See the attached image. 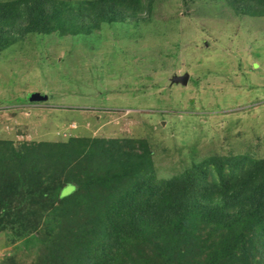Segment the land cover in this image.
Segmentation results:
<instances>
[{"label": "trees", "instance_id": "trees-1", "mask_svg": "<svg viewBox=\"0 0 264 264\" xmlns=\"http://www.w3.org/2000/svg\"><path fill=\"white\" fill-rule=\"evenodd\" d=\"M156 1L0 0V53L30 33L139 27ZM227 1L264 15V0ZM256 155L231 149L158 178L146 141L0 142V232L29 252L0 264H264V157Z\"/></svg>", "mask_w": 264, "mask_h": 264}, {"label": "rangeland", "instance_id": "rangeland-1", "mask_svg": "<svg viewBox=\"0 0 264 264\" xmlns=\"http://www.w3.org/2000/svg\"><path fill=\"white\" fill-rule=\"evenodd\" d=\"M20 40L0 53V142L146 141L158 178L231 149L264 157V15L227 0H158L139 27ZM185 74L187 84L174 80ZM34 92L43 97L31 103ZM8 232L0 260L29 257Z\"/></svg>", "mask_w": 264, "mask_h": 264}, {"label": "water", "instance_id": "water-1", "mask_svg": "<svg viewBox=\"0 0 264 264\" xmlns=\"http://www.w3.org/2000/svg\"><path fill=\"white\" fill-rule=\"evenodd\" d=\"M174 80L177 82H181L182 84H187L189 82V75L185 74L183 76H174ZM43 96L37 94V93H33L31 98V101H37L39 100V98H42Z\"/></svg>", "mask_w": 264, "mask_h": 264}]
</instances>
